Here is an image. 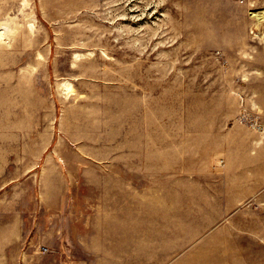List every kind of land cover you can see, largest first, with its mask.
Instances as JSON below:
<instances>
[{"label": "rangeland", "instance_id": "rangeland-1", "mask_svg": "<svg viewBox=\"0 0 264 264\" xmlns=\"http://www.w3.org/2000/svg\"><path fill=\"white\" fill-rule=\"evenodd\" d=\"M55 254L264 264V0H0V264Z\"/></svg>", "mask_w": 264, "mask_h": 264}, {"label": "crops", "instance_id": "crops-1", "mask_svg": "<svg viewBox=\"0 0 264 264\" xmlns=\"http://www.w3.org/2000/svg\"><path fill=\"white\" fill-rule=\"evenodd\" d=\"M58 255H59V254H55V255H54V258H52V261H51L50 264H59V263H58V260H59L60 257H58ZM55 261H56V262H55Z\"/></svg>", "mask_w": 264, "mask_h": 264}, {"label": "built area", "instance_id": "built-area-1", "mask_svg": "<svg viewBox=\"0 0 264 264\" xmlns=\"http://www.w3.org/2000/svg\"><path fill=\"white\" fill-rule=\"evenodd\" d=\"M48 251H49V249L43 248V253H47Z\"/></svg>", "mask_w": 264, "mask_h": 264}, {"label": "bare ground", "instance_id": "bare-ground-1", "mask_svg": "<svg viewBox=\"0 0 264 264\" xmlns=\"http://www.w3.org/2000/svg\"><path fill=\"white\" fill-rule=\"evenodd\" d=\"M2 36V35H1Z\"/></svg>", "mask_w": 264, "mask_h": 264}]
</instances>
